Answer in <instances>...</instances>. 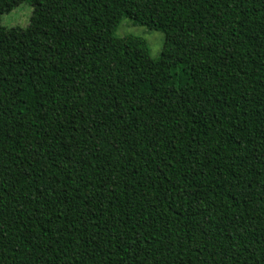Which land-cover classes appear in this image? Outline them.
Segmentation results:
<instances>
[{
	"label": "trees",
	"instance_id": "trees-1",
	"mask_svg": "<svg viewBox=\"0 0 264 264\" xmlns=\"http://www.w3.org/2000/svg\"><path fill=\"white\" fill-rule=\"evenodd\" d=\"M0 264H264V0H0Z\"/></svg>",
	"mask_w": 264,
	"mask_h": 264
},
{
	"label": "rangeland",
	"instance_id": "rangeland-1",
	"mask_svg": "<svg viewBox=\"0 0 264 264\" xmlns=\"http://www.w3.org/2000/svg\"><path fill=\"white\" fill-rule=\"evenodd\" d=\"M32 7L26 3L20 4L9 14L1 16V24L6 28H26L32 17ZM116 36L124 38L126 36L140 37L148 43L151 57L158 59L163 51L165 38L160 32L149 31L145 27L135 26L129 19H124L116 32Z\"/></svg>",
	"mask_w": 264,
	"mask_h": 264
}]
</instances>
